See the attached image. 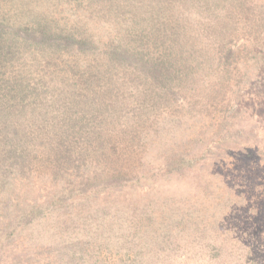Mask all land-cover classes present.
I'll return each instance as SVG.
<instances>
[{
    "label": "trees",
    "instance_id": "16d2710c",
    "mask_svg": "<svg viewBox=\"0 0 264 264\" xmlns=\"http://www.w3.org/2000/svg\"><path fill=\"white\" fill-rule=\"evenodd\" d=\"M244 109L264 0H0V264H264Z\"/></svg>",
    "mask_w": 264,
    "mask_h": 264
},
{
    "label": "rangeland",
    "instance_id": "374dc122",
    "mask_svg": "<svg viewBox=\"0 0 264 264\" xmlns=\"http://www.w3.org/2000/svg\"><path fill=\"white\" fill-rule=\"evenodd\" d=\"M245 98H247V96ZM241 114H242V117L243 116L245 117L244 118L245 121H247L248 123H252V125L255 124L256 129L264 131V120H261L256 113H253L254 115L248 116V112H246L244 109V111ZM239 117L241 118V115ZM259 133H260V136L264 134L262 132H259ZM171 184L174 185L175 183H171ZM38 241H40V239L39 237H37L36 234H34V232L32 235L31 233H27L25 236L20 237V239L13 241L7 248L8 253L6 255H9L7 259L17 255L18 253H22V254L26 253V254H34L36 258V263L35 261L30 260L29 262L23 261V264H51L53 260L52 254L50 255L47 254V251L45 250L46 245L42 246L43 244H48V243L38 242ZM27 249H32V250L26 251ZM110 257L113 258V260L118 258V256L116 257V255H110Z\"/></svg>",
    "mask_w": 264,
    "mask_h": 264
}]
</instances>
